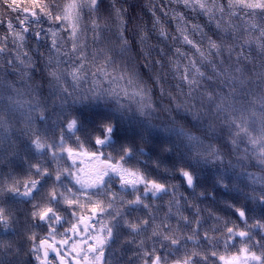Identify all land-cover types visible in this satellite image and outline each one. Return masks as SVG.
Returning a JSON list of instances; mask_svg holds the SVG:
<instances>
[{
  "label": "clouds",
  "instance_id": "obj_1",
  "mask_svg": "<svg viewBox=\"0 0 264 264\" xmlns=\"http://www.w3.org/2000/svg\"><path fill=\"white\" fill-rule=\"evenodd\" d=\"M0 264H264V0H0Z\"/></svg>",
  "mask_w": 264,
  "mask_h": 264
}]
</instances>
